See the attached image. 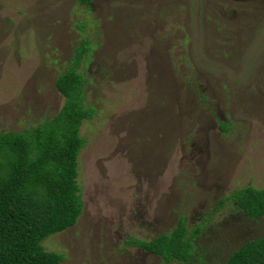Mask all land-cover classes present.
<instances>
[{
    "label": "rangeland",
    "instance_id": "1",
    "mask_svg": "<svg viewBox=\"0 0 264 264\" xmlns=\"http://www.w3.org/2000/svg\"><path fill=\"white\" fill-rule=\"evenodd\" d=\"M0 0V132L58 112L77 71L94 110L80 130L82 212L41 244L59 264H164L130 245L185 216L205 263L263 234L218 201L264 189V0ZM83 22L79 32L75 24ZM227 123V130L220 124ZM211 215V216H209Z\"/></svg>",
    "mask_w": 264,
    "mask_h": 264
},
{
    "label": "trees",
    "instance_id": "2",
    "mask_svg": "<svg viewBox=\"0 0 264 264\" xmlns=\"http://www.w3.org/2000/svg\"><path fill=\"white\" fill-rule=\"evenodd\" d=\"M90 1L77 0L85 8ZM75 26L81 30L84 23ZM90 48L89 39L80 38L67 67L56 77L54 87L63 97L57 113L22 132H0V264L62 261L59 254L44 250L41 242L74 226L82 212L77 158L85 141L80 130L94 110L84 102L87 81L77 69ZM227 128V123L220 124L221 130ZM224 203L246 219H260L264 231V189L233 190L217 206ZM201 228L189 231L181 216L170 232L129 241L164 264H208L201 259V247L194 244ZM219 264H264V232L242 243Z\"/></svg>",
    "mask_w": 264,
    "mask_h": 264
}]
</instances>
